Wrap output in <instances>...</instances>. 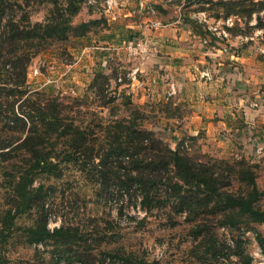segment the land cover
<instances>
[{"label": "rangeland", "instance_id": "1", "mask_svg": "<svg viewBox=\"0 0 264 264\" xmlns=\"http://www.w3.org/2000/svg\"><path fill=\"white\" fill-rule=\"evenodd\" d=\"M141 1L82 0L78 12L65 22L67 30L27 47L34 52L27 68L28 90L4 96L3 107H12L22 115L32 113L33 105L45 108L53 102L61 115L89 134L93 150L89 154L76 151L75 158L67 160L59 151L66 145L59 139L56 145L61 155L54 157L59 174L38 173L34 197L25 204L15 195L12 175L17 174L18 165H26L31 154L13 142L11 128H18L20 123L3 118L0 127L7 133L9 144L0 148V264H240L242 251L249 254L250 264H264V252L257 240L258 233L264 234V223L246 217L237 224L220 223L212 214L194 218L191 212L176 210L179 198L164 183L156 186L152 204L145 207L140 188L127 181L136 173L134 161L109 150L119 134L116 144L130 143V150L135 151L140 147L139 130H145L172 145L177 142L181 150L203 156V160H246L256 170L261 191L257 203L264 208V29L258 25L259 19L264 22V10L256 11L260 5L253 2L257 0ZM17 2L16 18L21 24L26 13L33 24L52 21L62 12L63 18L68 16L64 9L68 0ZM117 9L123 18L128 13L133 20L152 17L161 26L177 24L207 39L208 44H219L224 50L218 56L232 54L239 63L235 68L227 62L229 69L241 79L247 75L249 81L230 88L231 103L222 116L228 126L225 130L221 127V133L208 134L179 128L176 124L183 120L169 115L182 111L167 102L164 94L145 91L146 96L137 99L128 87L120 86L130 78L128 67L119 68L122 59L127 64L146 60L158 53L161 42L159 35L139 34L134 28L123 30L125 19H108ZM90 30L110 39H114V32H120V40L114 42L118 53L113 57L107 54L104 62L103 53L113 52L112 48L94 45L90 51L88 47L94 44L92 35L87 36ZM140 38L148 41L145 54L127 55L124 42ZM41 60L48 63L40 67L42 71L59 81L32 72ZM203 67L208 69L204 72L210 70L205 77L226 80L217 73V64L205 62ZM0 71L6 80L3 68ZM157 83L156 77L151 85ZM145 88L149 89L147 85ZM48 141L43 143L46 149L53 142ZM36 223H46L51 230L63 228L64 233L31 239L26 229Z\"/></svg>", "mask_w": 264, "mask_h": 264}, {"label": "trees", "instance_id": "2", "mask_svg": "<svg viewBox=\"0 0 264 264\" xmlns=\"http://www.w3.org/2000/svg\"><path fill=\"white\" fill-rule=\"evenodd\" d=\"M81 2L82 0H68L67 6L64 7L68 14L65 18H63L65 12H62L56 16L61 19L53 17L52 21L33 24L26 13L22 18L24 24H21L16 18L14 3L16 5L17 0H0V69L3 68L5 75L8 76L6 80H2L0 76V122L3 118H9L15 124L20 123L18 128L10 126L14 133L13 142L17 141L16 145L31 154L26 159V165H18L17 174L12 175L15 195L23 199L20 201L25 204L34 197L36 191L33 183L38 173L59 174V163L54 161V157L59 158L61 155L58 154V145H56L59 139L66 145L59 151L62 152V157H67V160L75 158L76 151L89 154L93 150L90 146L89 134L75 125L73 120L61 115L57 104L54 105L52 102L45 108L33 105L32 113L22 115L15 113L14 108H5L2 104L4 96L28 90L27 68L34 52L27 47L35 40H44L48 36L67 30L65 22L71 20V16L78 12ZM253 4L260 5L256 11L264 10V0L254 1ZM258 23L264 29V22L261 19ZM10 113L14 115L10 116ZM32 116L35 118L31 119ZM6 136L7 133L0 127V148L9 144L5 139ZM138 137L141 138L140 147L137 146L135 151L130 150V143L125 146L116 144L121 138L119 134L116 135L109 150L129 156L134 161L133 170L136 173L129 177L133 180L127 179V181L129 183L132 181L140 188L141 203L145 207L152 204L156 186L164 183L171 187L179 198L176 210L191 212L194 218L200 219L204 215L212 214L220 223L237 224L243 217L264 223V208L257 203L261 191L256 184V170L249 162L243 159L231 162L227 159L211 157L203 160V156L198 157L181 150L177 142L172 145L145 130H139ZM48 140H53L54 143ZM47 141L50 147L46 149L43 143ZM130 141L133 140L128 142ZM98 157L102 159L101 155ZM26 231L34 240L64 233L63 228L51 230L46 223H36ZM257 240L264 252V234L258 233ZM239 257L240 264H243V260H246V264H250L249 254L242 251Z\"/></svg>", "mask_w": 264, "mask_h": 264}, {"label": "crops", "instance_id": "3", "mask_svg": "<svg viewBox=\"0 0 264 264\" xmlns=\"http://www.w3.org/2000/svg\"><path fill=\"white\" fill-rule=\"evenodd\" d=\"M120 10L117 9L112 18L109 17L108 19H113L114 22L118 18L125 19L126 23L121 26L123 30L134 28L138 29L139 34L159 35L158 42H161L158 46V53L146 60H133L131 64H127L122 59V63L118 64L119 68L128 67L127 71L130 78L123 81L124 83L122 82L120 86L128 87V90L133 93V97L137 99L139 96L143 99L146 96L145 91L153 95L163 96L164 94L167 102L171 103L175 109H181L182 111L179 114L169 115L173 119L184 121V123L181 121L180 124H176L179 128L183 127L182 129L189 132L204 130L208 134L221 133V127L225 130L228 126L222 116H224L223 112L227 111L229 103H231L230 88L234 83H238L240 87V85L246 84L243 81L248 80L247 75L242 80L243 78L241 79L235 74V70L229 69L227 62L233 63L235 68H237L236 65L239 62L232 59V54L225 57L218 56L224 50L219 44H208L206 43L207 39H202L200 35L182 29L177 24L161 26L157 22L158 20H153L152 17L133 20L131 16L127 15L128 13H124L126 16L123 18L119 16ZM105 13L106 15L109 14L106 10ZM130 14L132 13L130 12ZM92 15L90 13V16ZM113 34H115V36L113 35L114 39H110L107 34L99 36L100 32L96 33L94 30H90L87 35L88 37L92 35L91 40L92 43L94 42L93 47H88L92 49L90 51H93L94 45H98V47L105 45L108 49H113V52L103 53L102 59L104 62L107 54L113 57V54L119 51V49L114 51L118 47L114 42L119 39L121 33L114 32ZM205 62L217 64L219 66L216 67L217 73H222L226 80L218 82L221 80H215L214 77H205L206 74H210V70L204 72L208 70L203 67ZM226 63L228 64L227 67L223 66ZM204 73L206 74L204 75ZM234 75L235 79L233 78ZM151 77L153 78L152 82L157 77L158 83L151 85ZM74 78L78 81L75 76ZM146 85L149 89L145 88ZM159 91L161 93H158ZM244 122L249 123L250 121L244 119Z\"/></svg>", "mask_w": 264, "mask_h": 264}, {"label": "built area", "instance_id": "4", "mask_svg": "<svg viewBox=\"0 0 264 264\" xmlns=\"http://www.w3.org/2000/svg\"><path fill=\"white\" fill-rule=\"evenodd\" d=\"M110 3L112 2V0H108ZM143 0L141 1V4H143ZM125 50H126V54L127 55H133L135 57H139L142 56L143 54H145L146 50H147V45H148V41L146 39L140 38L138 40L135 39H129L127 42L125 41ZM48 65L46 60H41L39 66H34L33 68V73L34 74H40L43 73V75H45L47 77V79L49 81H59L57 79H55L51 74L49 73H44L42 71V69L40 68L41 66H46ZM52 78H54V80H51Z\"/></svg>", "mask_w": 264, "mask_h": 264}]
</instances>
